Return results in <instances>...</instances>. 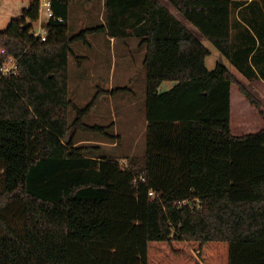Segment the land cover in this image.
Wrapping results in <instances>:
<instances>
[{"label": "trees", "instance_id": "1", "mask_svg": "<svg viewBox=\"0 0 264 264\" xmlns=\"http://www.w3.org/2000/svg\"><path fill=\"white\" fill-rule=\"evenodd\" d=\"M50 1L63 20L46 23L45 40L33 29L41 0H30L0 29V211L19 205L24 217L19 232L0 214L7 232L0 264H264L262 99L225 63L208 68L210 49L163 0H106V23L74 34L71 0ZM253 1L169 0L264 90V64L252 65L256 55L264 58L260 5L248 11ZM237 8L250 19L244 12L237 19ZM237 20L248 33H240L249 42L241 51L233 37ZM97 32L135 35L147 47V150L125 157V165L95 154L100 145L77 144L80 132L118 138L109 131L113 123L84 119L105 94L128 90L99 89L84 107L71 99L72 44ZM10 56L18 69L5 76ZM165 81L175 84L163 91ZM234 117L243 130L254 120L262 127L235 134Z\"/></svg>", "mask_w": 264, "mask_h": 264}, {"label": "rangeland", "instance_id": "2", "mask_svg": "<svg viewBox=\"0 0 264 264\" xmlns=\"http://www.w3.org/2000/svg\"><path fill=\"white\" fill-rule=\"evenodd\" d=\"M30 0H0V29H5L13 18H17L22 16L24 9L27 7ZM166 4L173 11L175 15H177L183 22H185L190 30L199 37L202 42L210 49L211 54L207 57V66L210 69H213L218 62L225 63L229 66L237 76L240 77L242 81L255 93L257 94L262 101L264 102V90L263 95L261 92L256 91V86L254 87L251 81H249L248 77L244 75L240 70L235 67V65L224 56L220 50L208 39L206 38L200 30L191 24L188 20H186L182 14L177 11V9L169 2V0H165ZM249 10L253 11V8H256V4H259L256 15L261 20V25L264 28V0H254ZM78 7H71V16H72V25L70 29V33L74 34L80 30H82L85 26L91 27L95 25H100L103 22L100 18V11H98L97 15L92 16L89 21L85 23V25H80L78 13ZM248 11H244L242 9L239 11L237 8L235 10L237 19L243 16L244 14L250 19V13ZM106 14V13H105ZM41 20L48 21L47 16L42 12ZM103 17V15H102ZM253 22V21H252ZM40 19L34 23L33 29H39ZM106 23V21H105ZM241 22L237 20L235 31L233 30V37L235 36V45L239 51L245 49V46L249 45V42H242L240 37L241 31ZM82 28V29H81ZM110 35L108 32H97L93 33L94 38L99 37L101 41L99 42V49L97 50V55L100 59V77L98 82L89 83V81L84 85L80 81L81 79V69L79 68L78 59H75L72 54L69 58V67H70V97L79 107L86 106L96 95L97 91L100 88L96 86H101L103 88H108L109 82L111 79L115 78V86H128L131 89L125 90L122 92H117L112 95L111 99L108 94H105L102 97L101 104L97 107L96 110L92 111L85 117V122L88 124H100V125H109L112 124L113 119H115V127L113 126L109 131L114 133V128L118 131V138L115 140H108L101 136L100 134L94 133H83L82 136H92L98 140H102L105 143L117 142L116 146H110L109 144H105L100 146L99 150H94V153L102 156H123L119 161L121 164H126L125 157H139L143 156L147 150V124H146V116H147V105H146V96H147V71L137 72L133 68L127 67V62L121 59V56L118 54V48L115 50L114 42H111L107 37ZM125 39L123 36L120 37V40ZM244 41V40H243ZM264 43H262L263 45ZM74 51L82 52L86 50L85 44L82 41H79L73 46ZM117 52L119 56L118 65L112 66L113 56ZM252 65L257 69L263 66V58L260 55H256L252 59ZM250 67V64H249ZM145 78V81H144ZM133 80V81H132ZM132 81V83H131ZM175 84V81H165L161 85V90H168L172 88ZM264 87V86H263ZM242 115L250 116L249 112L246 108L241 107ZM112 113L116 116L113 118ZM106 115V116H105ZM76 117V110L74 108H70L69 111V119L72 122ZM257 121L254 120L252 122H246V129L243 130L242 121L239 122L236 117L233 118V132L235 134H244L248 132H254L259 130L262 125L257 126ZM239 123L240 128L242 129V133L237 132L235 126ZM251 125L248 127V124ZM252 123V124H251ZM238 127V125H237ZM239 128V127H238ZM245 128V127H244ZM2 163H0V191L3 190L4 186V175L2 169ZM0 214H3L8 222L15 227L17 231H21L24 227V217L22 215V210L19 205H14L11 209L7 211H0ZM7 232L0 226V236L6 235Z\"/></svg>", "mask_w": 264, "mask_h": 264}, {"label": "crops", "instance_id": "3", "mask_svg": "<svg viewBox=\"0 0 264 264\" xmlns=\"http://www.w3.org/2000/svg\"><path fill=\"white\" fill-rule=\"evenodd\" d=\"M163 2L165 3V0H163ZM166 5H169V4H166ZM72 6H76L79 8L77 13H78V18L80 20V22H79L80 25H85V23L87 21H89L92 16L97 15L98 11H100V16H101L100 18L101 19L104 18L102 20L105 24V21H106V18H105L106 0H71L70 5H69V18H68L70 29H71V25H72V21H71V19H72L71 7ZM102 15H103V17H102ZM39 19H40V23H39V28H40L42 22H46V21L41 20L42 19L41 15H40ZM86 27L87 26H85L84 28H86ZM245 28L242 26L240 33L242 35L246 36V34H248V33H247ZM105 33L107 34V32H105ZM92 36H93V34L88 35V43L83 42L87 49L83 50L82 52L77 53L76 51H74L73 46L77 42L72 44V48H73L72 56H74L75 59H78V63H79L78 66L82 70L80 81H82L81 83H83L84 85L88 81H89V83L98 82L99 77H100V74H99L100 71L99 70H100L101 64H100L99 56L97 55V50L99 49V42L101 41V39L99 37L94 38ZM107 37L110 39L111 42H114L115 50H117V48H118V54L121 56L122 60L127 62V67L133 68L136 71V73L142 72V70H143V72L145 70L147 71L146 64H145V55H146L147 47L145 44H141V38H139L135 35H125V36H123L125 38L123 40H120L121 36L107 35ZM118 54H117V52L114 54L112 66L116 67L118 65V61H119ZM263 64H264V58H263ZM255 73L259 74L258 71H256ZM69 75H70V67H69ZM132 81H131V83H132ZM144 81H145V78H144ZM258 83L264 84V80L261 79V81H258ZM146 84H147V78H146ZM96 87L100 88V89L109 90V91H111L115 88H119V87H127L129 90L131 89L128 86L116 87L115 86V78L110 80L108 88H103L101 86H96ZM256 88H257V86H256ZM69 89H70V78H69ZM256 91L261 92V94L263 95V93H262L263 90L261 88H257ZM108 95L111 99L113 94L111 93ZM101 102H102V99H101L100 103L96 106V108H94L92 111L96 110L97 107L101 104ZM115 116H116V114L114 115L112 113V117L114 118ZM259 118H260V116H259ZM112 123L113 124L115 123V119H113ZM146 124L148 125L147 119H146ZM117 132L118 131L114 128V133L118 134ZM83 133L94 134L92 132H80V133H78L77 144L84 143V144H92V145H100V146H101V144L102 145L109 144L110 146H116L117 145V142L105 143L104 141L98 140L92 136H82L81 134H83ZM122 157L121 156H112L113 159H118V160H120Z\"/></svg>", "mask_w": 264, "mask_h": 264}, {"label": "built area", "instance_id": "4", "mask_svg": "<svg viewBox=\"0 0 264 264\" xmlns=\"http://www.w3.org/2000/svg\"><path fill=\"white\" fill-rule=\"evenodd\" d=\"M41 12H44V14L48 18V21L50 19H55V20H60V21L63 20V17L55 16L50 0H41L40 13ZM48 21L42 22L40 28L34 31L35 35L40 36L43 40H45L47 37L48 30H47V27L45 25ZM2 51L4 52V50H2ZM17 69H18V59L14 56H10L9 59L5 62V64L1 68V72L3 75L8 76V75L16 73ZM140 178L144 179L143 176H140ZM149 195L153 198H160L161 193H159L158 191H156L153 188H150ZM187 203H188L187 200H178L176 202V204L178 206H183L184 204H187Z\"/></svg>", "mask_w": 264, "mask_h": 264}, {"label": "water", "instance_id": "5", "mask_svg": "<svg viewBox=\"0 0 264 264\" xmlns=\"http://www.w3.org/2000/svg\"><path fill=\"white\" fill-rule=\"evenodd\" d=\"M221 64H223V62Z\"/></svg>", "mask_w": 264, "mask_h": 264}]
</instances>
